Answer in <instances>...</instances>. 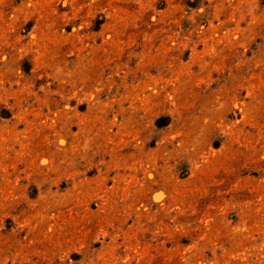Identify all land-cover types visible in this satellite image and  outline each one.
<instances>
[{
	"label": "rangeland",
	"instance_id": "rangeland-1",
	"mask_svg": "<svg viewBox=\"0 0 264 264\" xmlns=\"http://www.w3.org/2000/svg\"><path fill=\"white\" fill-rule=\"evenodd\" d=\"M0 264H264V0H0Z\"/></svg>",
	"mask_w": 264,
	"mask_h": 264
}]
</instances>
